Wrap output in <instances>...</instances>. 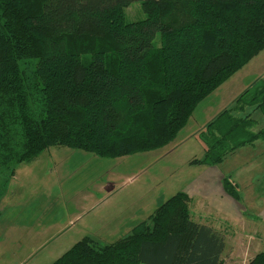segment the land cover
Masks as SVG:
<instances>
[{
    "label": "trees",
    "instance_id": "trees-1",
    "mask_svg": "<svg viewBox=\"0 0 264 264\" xmlns=\"http://www.w3.org/2000/svg\"><path fill=\"white\" fill-rule=\"evenodd\" d=\"M133 1L146 19L128 23ZM262 48L264 0H0V172L53 146L102 158L162 148ZM254 113L264 118L263 80L198 133L205 151L189 164L264 142ZM222 188L240 200L228 177ZM189 201L178 192L126 236L84 238L51 264H222L223 235L193 222Z\"/></svg>",
    "mask_w": 264,
    "mask_h": 264
},
{
    "label": "rangeland",
    "instance_id": "rangeland-1",
    "mask_svg": "<svg viewBox=\"0 0 264 264\" xmlns=\"http://www.w3.org/2000/svg\"><path fill=\"white\" fill-rule=\"evenodd\" d=\"M122 12L128 23L146 19L140 1L131 2ZM154 43L159 47L158 35ZM258 80L264 81V48L203 99L186 127L162 148L102 158L53 146L35 160L19 164L13 175L0 172V264H51L84 238L106 245L126 236L161 206L163 196L170 198L195 184L197 171L187 158L193 160L203 154L201 146L193 142L194 135L231 108ZM253 116L257 119L254 131L264 127V118L259 113ZM182 141L190 146L189 157L173 151ZM238 161L227 156L222 162L224 173L235 177L237 171L233 169ZM258 161H264V155L258 156ZM252 180V186L238 190L242 205L249 197L250 203L257 200L255 186L260 196L264 195V170L254 173ZM260 198V203L264 202V196ZM263 229L264 222L255 229L246 222L244 228L237 224L229 227L222 264H248L264 252Z\"/></svg>",
    "mask_w": 264,
    "mask_h": 264
},
{
    "label": "crops",
    "instance_id": "crops-1",
    "mask_svg": "<svg viewBox=\"0 0 264 264\" xmlns=\"http://www.w3.org/2000/svg\"><path fill=\"white\" fill-rule=\"evenodd\" d=\"M210 121L211 120L208 122ZM206 124L198 130L193 139V142L201 146L202 154L205 150V146L201 141L198 142L197 138L198 133L204 129ZM258 144L259 143H256L253 146L241 148L228 156V158H234L235 162L236 158L239 159L235 166V168H238L233 169L237 171L235 177H231L224 173L222 163L218 166L211 167L192 166L197 171L194 181L195 184L187 185L186 188L182 190L190 199L189 212L191 220L197 224L211 227L223 235L224 250L221 257H223L226 248L227 239L225 231L229 230V227H233V224H237L244 228L246 222L247 226L255 229L264 222V219H262L263 216L261 217V214H264V202L260 203V197L264 195L260 196L257 191L259 187L255 186L253 188L256 196L255 198L258 197L257 200L254 199V201L259 203H254V201L250 203L249 201H251V198L249 197L248 201L245 200L246 205H242L239 200H235L228 196L222 188V180L224 177H228L232 180L239 190H244L248 185H253V174L258 173L259 170H264V161H258V156L264 155V144ZM175 150L179 153H187L188 157L192 155L187 141H182L180 146L173 151ZM191 159L192 158H187V163H189ZM168 197L169 196L162 197V204L169 199ZM247 221H250V223ZM253 234L259 235V232L253 231Z\"/></svg>",
    "mask_w": 264,
    "mask_h": 264
}]
</instances>
